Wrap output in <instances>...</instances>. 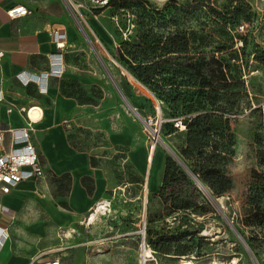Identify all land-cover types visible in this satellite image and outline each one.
I'll return each mask as SVG.
<instances>
[{
    "label": "rangeland",
    "instance_id": "obj_1",
    "mask_svg": "<svg viewBox=\"0 0 264 264\" xmlns=\"http://www.w3.org/2000/svg\"><path fill=\"white\" fill-rule=\"evenodd\" d=\"M81 12L93 42L80 31L64 47L69 75L55 80L66 94L103 104L106 120L134 118L158 182L144 213L138 197L141 174L132 167L121 169L136 181L129 194L131 206L123 199V209L100 216L94 226L80 225L81 241H93L62 255L63 263L142 264L144 230L152 251L145 264H264V0H112L106 7ZM175 35L188 39L189 47L167 56L159 78L166 92L158 97L116 55L122 41L155 44ZM99 56L122 90L128 82L127 98L139 115L120 96ZM152 56L150 50H141L133 64H146L143 60ZM190 131L195 132L193 145ZM85 136L107 143L100 133ZM169 157L183 171L173 180L166 179ZM60 233L63 241L73 237L78 242L74 232L68 237ZM162 237L171 238L170 253L156 250Z\"/></svg>",
    "mask_w": 264,
    "mask_h": 264
},
{
    "label": "crops",
    "instance_id": "obj_2",
    "mask_svg": "<svg viewBox=\"0 0 264 264\" xmlns=\"http://www.w3.org/2000/svg\"><path fill=\"white\" fill-rule=\"evenodd\" d=\"M17 5L30 12L11 17L7 11ZM82 22L68 0H0V122L5 129L32 122L30 140L44 168L41 177L0 192V229L6 234L0 237V264H28L36 255L62 260L78 245L93 241L82 242L77 228L98 200L110 198L113 209H123L122 200L127 198L124 201L131 206L129 194L136 181L122 174L124 167L142 176L138 197L144 213L157 185L136 120L129 116L123 123L117 117L106 120L103 104L80 101L55 80L70 69L64 47L80 31L84 34ZM34 106L42 110L38 118L30 116ZM87 133H100L107 143L90 142ZM11 141L6 132L7 148ZM62 230L74 232L78 242L73 237L63 241Z\"/></svg>",
    "mask_w": 264,
    "mask_h": 264
},
{
    "label": "built area",
    "instance_id": "obj_3",
    "mask_svg": "<svg viewBox=\"0 0 264 264\" xmlns=\"http://www.w3.org/2000/svg\"><path fill=\"white\" fill-rule=\"evenodd\" d=\"M68 2L77 12L74 4L75 1L68 0ZM110 2L111 0H83L82 3H77V5L79 8L89 7L90 9H99L108 6ZM7 12L11 17H16L25 15L30 10L24 5H17L11 7ZM95 16L97 17V15ZM1 99L2 96H0ZM32 129L33 125L31 121L28 122L26 127L9 129H5L0 122V192L2 193L10 192L14 186L23 180L39 178L44 174V168L40 162L37 149L30 140ZM6 132H9L12 138L10 148L5 146ZM15 144L21 145L15 146ZM112 212V199L102 198L94 204L90 212L82 220V223L91 225V218H94L93 221L95 222L100 216L109 215ZM62 234L68 235V231L62 230ZM142 234L145 246V236L144 233ZM5 235V230L0 229V237H4ZM28 264H63V262L59 257L42 258V256L36 255L32 257Z\"/></svg>",
    "mask_w": 264,
    "mask_h": 264
},
{
    "label": "trees",
    "instance_id": "obj_4",
    "mask_svg": "<svg viewBox=\"0 0 264 264\" xmlns=\"http://www.w3.org/2000/svg\"><path fill=\"white\" fill-rule=\"evenodd\" d=\"M112 2V0H111ZM110 2V3H111ZM189 47V41L186 38H181L180 36H168L163 39L159 38L155 44L149 43L148 40H143L139 42L130 43L128 41H122L120 47L118 48V53L116 55L119 62L125 66V68L134 75L138 80L144 83L152 92L161 97V95L166 92L165 88L160 85V77H162V73L165 72V68L163 64L168 60L167 56L172 55L173 53H181L186 52ZM141 50L151 51L153 56L152 58L143 60L144 62H148L146 64H133L135 61V54ZM184 68H188V66H184ZM183 75H189V72H179ZM124 86V93L127 97H129V89L130 86L128 82H126ZM212 115L206 114V117L210 119ZM163 124V123H162ZM187 126L189 124H186ZM190 140L189 144H194V131L189 132ZM176 160L169 157L167 160V173L166 179L171 178L173 180V175L178 171L179 173H183L182 170L178 169L176 166ZM191 170V169H190ZM192 171V170H191ZM193 172V171H192ZM194 173V172H193ZM195 174V173H194ZM201 181V180H200ZM202 182V181H201ZM204 184V183H203ZM156 250L161 253H170L171 251V238L162 237L159 243L155 245ZM182 254H185L183 252Z\"/></svg>",
    "mask_w": 264,
    "mask_h": 264
},
{
    "label": "water",
    "instance_id": "obj_5",
    "mask_svg": "<svg viewBox=\"0 0 264 264\" xmlns=\"http://www.w3.org/2000/svg\"><path fill=\"white\" fill-rule=\"evenodd\" d=\"M83 32L84 34L90 39L91 42H93V40L90 38L89 33L87 32V30L82 26ZM94 50L96 51V53L98 54V50L97 48L93 45ZM100 60L103 64V66L105 67L107 73L109 74V76L111 77L116 89L118 90L120 96L123 98V100L126 102V104L128 105V107L136 114L139 115V113L136 111V108L132 105V103L128 100L127 96L125 95L124 91L122 90V88L119 86L118 82L113 78L111 72L109 71V69L107 68V65L105 63V61L103 60L102 56H99ZM146 124L149 125V121H147L146 119L144 120ZM152 128V127H151ZM158 133V132H157ZM158 135V134H157ZM162 140V139H161ZM162 142L164 143V145L167 147V149L170 151V153L174 156V158L190 173L192 174V176L196 179V181L204 188V190L206 191L207 188L206 186L200 181V179L190 170V168L186 165V163L182 160V158L174 151L172 150V148L164 141L162 140ZM208 191V190H207ZM206 191V192H207ZM210 198L213 199L212 195L209 193Z\"/></svg>",
    "mask_w": 264,
    "mask_h": 264
},
{
    "label": "bare ground",
    "instance_id": "obj_6",
    "mask_svg": "<svg viewBox=\"0 0 264 264\" xmlns=\"http://www.w3.org/2000/svg\"><path fill=\"white\" fill-rule=\"evenodd\" d=\"M72 1H75V0H72ZM74 4H75V7L77 8V12H79L80 14H82V12H81V9L79 8V6L77 5V3L76 2H74ZM41 112H42V110H41V108L40 107H38V106H34L31 110H30V116L32 117V118H38L40 115H41ZM152 131L155 133V135H156V137H157V140H161V138L157 135V131L156 130H154V129H152ZM208 190V189H207ZM206 190V191H207ZM207 193L209 194V191H207ZM93 219L94 218H91L90 219V224L91 223H94V221H93ZM143 233H144V230H143ZM144 252H143V254H142V260H141V263L142 264H145L149 259H150V257L152 256V251L150 250V249H148L147 247H146V245L144 246ZM176 264V263H175ZM178 264H183V263H178ZM185 264V263H184ZM186 264H193V263H191V262H187ZM211 264H224V263H221V262H218V261H214L213 263H211Z\"/></svg>",
    "mask_w": 264,
    "mask_h": 264
}]
</instances>
